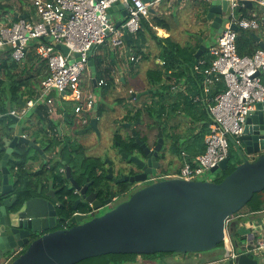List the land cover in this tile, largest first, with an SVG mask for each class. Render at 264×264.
Instances as JSON below:
<instances>
[{
  "label": "water",
  "instance_id": "water-1",
  "mask_svg": "<svg viewBox=\"0 0 264 264\" xmlns=\"http://www.w3.org/2000/svg\"><path fill=\"white\" fill-rule=\"evenodd\" d=\"M142 1L149 3L151 0ZM244 6L252 9L253 5L245 2ZM227 8L228 2L225 0L211 1L204 7L203 23H209L205 32L207 35H215L214 32L219 35L223 31L228 22L225 19ZM116 9L121 10L123 18V21L115 24L119 29L127 18V12L123 6L115 4L108 9V14ZM19 18L28 17L22 15ZM231 29L234 32L240 30L235 25ZM122 30L127 55L130 56L129 34L125 27ZM255 41L259 49L264 50V43L258 37H255ZM206 46L202 42L196 53L197 58L206 50ZM56 49L67 56V47L57 45ZM91 57L92 52H89L87 66L96 87L95 67ZM74 58L78 60L79 54H74ZM146 94L147 92L133 94L131 98L139 99ZM19 103L20 107L25 106V102ZM93 111L97 112L96 104ZM33 114L41 115V111L36 109ZM5 117L13 124L4 127V130L0 128V261L20 252L9 264H78L110 254L143 256L212 251L225 239V220L243 209L255 194L264 191V103H258L247 116L239 136L240 143L234 145L241 163L220 182L167 179L146 184L149 176L161 170L159 154L164 156L162 160L166 159V154L161 151L165 146L163 129L155 122L158 135L153 148L150 147L149 139L141 140L132 129L131 139L135 145L131 150L132 154L124 152L122 148H119V153L122 159L129 160L142 170L131 181L146 185L133 192L124 202L93 218L88 215H70L65 218L63 215H56L55 207L46 199L47 195L45 198L33 195L23 198L19 194L16 174L8 166L9 162L17 161L23 151L25 159L30 151L37 152L42 156L44 166L49 158L39 144L20 134L25 128V125L19 124L20 118L11 114ZM99 121L100 117H92L88 120L85 131L99 134ZM123 126L125 129L131 127L130 124ZM228 140L233 144L231 137ZM230 161L229 152L228 157L209 173L226 170ZM54 162L58 163L57 159ZM104 163L110 167L107 169V177L112 178V162L104 157ZM32 164L33 161H26L24 168L30 170L28 168H32ZM63 169L58 170L60 181L71 185L68 191L79 189L71 167ZM26 180L27 178L24 182ZM44 180L48 183L57 179L47 177ZM109 202L106 201L105 205ZM99 207L94 205L93 209L97 210ZM66 220L71 226L59 229L58 224ZM229 228L233 235H237L236 223H231ZM234 262L258 264L257 260L247 254H239Z\"/></svg>",
  "mask_w": 264,
  "mask_h": 264
},
{
  "label": "built area",
  "instance_id": "built-area-1",
  "mask_svg": "<svg viewBox=\"0 0 264 264\" xmlns=\"http://www.w3.org/2000/svg\"><path fill=\"white\" fill-rule=\"evenodd\" d=\"M158 1L144 3L142 0H29L34 9V18H19L8 25L0 23V53L10 49L12 60L22 65L30 45L35 43V54L45 62L46 73L40 81L38 94L25 100L23 108L8 114L23 118L54 93L75 104L74 114L77 122L85 125L88 121L86 117L92 113L96 103L95 97L82 85L89 69V52L93 55L96 49L108 41L113 49H125L122 28L125 27L128 34L135 35L140 30V22L147 16L149 7ZM204 1L209 3L214 0ZM225 1L228 2L225 13L228 22L215 44L209 48L210 65L201 71L205 92H208V87L219 81L226 87L208 106L210 121L209 132L205 137V151L190 159L183 155V164L178 172L159 174L158 171L148 177V184L167 179L204 180L212 168L228 157V137L233 139V146L239 145V136L247 116L254 111L258 103H264V50L258 49L251 57L239 56L235 45L237 32L231 29V26L235 25L239 29L257 30L260 19H257L256 15L252 19L237 15V9L244 7L245 2L264 8V0ZM115 4L123 6L127 12V18L119 29L110 21L108 14V9ZM44 38L49 42L47 45L40 42ZM57 45L67 47V56H63L56 49ZM74 54H79L78 60H75ZM199 65H203V62ZM196 70L199 71L198 67ZM97 85L105 86L106 82L100 80ZM231 223H236L237 228L248 229L240 242L229 231ZM224 230L225 239L222 244L226 256L201 264H236L234 260L239 254H247L257 260L258 264H264V209L227 218ZM8 260L9 258L1 263L7 264ZM129 264L147 263L140 259Z\"/></svg>",
  "mask_w": 264,
  "mask_h": 264
},
{
  "label": "crops",
  "instance_id": "crops-1",
  "mask_svg": "<svg viewBox=\"0 0 264 264\" xmlns=\"http://www.w3.org/2000/svg\"><path fill=\"white\" fill-rule=\"evenodd\" d=\"M169 1L170 0H159L157 3L149 7L147 16L144 17L140 22V32L143 34L145 42L144 44H142L141 42L130 43V56L127 55L126 44L125 49L118 51L117 49H113L111 47L109 41L95 50L94 54L103 55L104 64L102 68H107L109 70V76L112 79V86L105 93L101 92L100 97L96 98L93 94L96 101L95 104L97 105V112L94 113V111L92 110V113L88 114V116L90 117L86 118L87 120H90L92 117H100V121L97 127L99 135L102 127L113 128L114 130L115 125H118L125 128L123 126L124 124H130L131 122H133L124 120L128 113L133 114L137 110H143L145 107V103L146 105L151 103L150 96L155 91V88L151 84V79L148 77V72L162 70L164 61L161 59V53L165 48H168L166 42H161L165 39H169L171 43L178 45L181 49L189 48L190 51H193L195 60L199 61L193 66V68L186 64H183L187 55L180 56L178 57V59H176L179 68L174 71H169L168 74H163L162 76V85L169 87L168 93L170 97H168L167 107H170L173 103H177L179 105L178 111L175 114H171L169 116L170 118H168V120L165 121L163 125H160L163 129L165 141L166 139L168 140L167 148L169 149L171 147L173 143L172 137L174 135L181 136L180 141L183 142L182 146H189L193 143L194 135L199 133L204 125L209 124L210 117L208 114V106L211 104V98L209 96V90L211 86L208 87V92H205L206 87L203 82V74L199 73V71L196 70V67H198L200 62H203V59H210L209 53L206 56H204V54L209 51V48L213 44H215L218 35L216 34L214 37H212L213 40L210 41L209 39L211 38L205 33L206 31H204L203 33L201 32V34L199 35H197V31H195L194 33H188L189 37L185 40L180 41L173 39L171 36L170 28L162 21L163 18H169L174 21L171 15L172 7L168 5H166L167 7L165 5L160 7L161 3H169ZM180 1L181 0H178V2ZM198 1L200 2V6L198 10L192 13V15L197 14L196 18L203 19V9L208 3L204 0ZM1 7H3L4 10L0 11V23L4 25H8L14 22V20L12 19L13 15L18 18L22 15H27L28 18H34L35 16L34 9L31 6L29 0H0V8ZM247 11L248 12L245 14L244 18L252 19L253 16L256 15L257 19H260L259 28L252 31L256 32V37H258L260 41L264 43V25L261 24V21H263L264 23V8L253 5L252 9H248ZM113 15L115 18L113 17ZM109 17L110 21L114 24L119 21H123L121 10L119 9L109 11ZM192 18H194V16ZM177 21L178 20L174 22ZM204 24H206L207 26L209 25L208 23ZM148 28L152 29V31L154 29H158L157 31L161 30L163 32V35H159L158 37L153 31L154 35L160 39V43H158L152 37V31L150 32ZM129 35H132V38H135L134 34ZM199 37H201L200 40H198ZM208 41L210 42L209 44ZM202 42L206 43V50L202 52L199 58H197L196 53ZM131 58H133L134 60L132 61ZM26 62L27 59L23 64H26V66L28 67L27 69H32L30 70L31 75H33V79H31V82L33 86L37 88L36 94H38V92L40 91V81L44 77L46 69L40 70L38 64L34 66V62ZM85 76H87V80L90 82V85L86 84L87 87L89 88L91 86V89H93V93L96 92V89L101 87L97 85L99 81L96 82L97 86L95 87L89 69ZM101 80H104L106 82L105 79ZM87 91L89 92V89ZM143 92H147V94L140 97L139 99L131 98L133 94H139ZM25 100L26 98L23 99V102ZM61 100L65 102H72L64 100L62 98ZM63 101H58L55 94L51 93L43 100V103H39L35 108H38V106L42 105V107H44V111H58V116H61L62 113L66 112L67 108H71V112L74 114L75 104L73 103V106L65 105ZM99 109L101 110L100 114H98ZM141 118L144 120H148L145 115H143ZM22 120L23 119L20 118V125H22ZM87 124L88 121L85 125L82 126H86ZM192 130L194 132H192ZM31 137L32 139H37L38 136L33 135ZM149 142H152V138H149ZM60 155L61 153L57 156H52L51 158H60ZM170 155H173L174 157L169 156L170 161H168L167 163L172 164V157L176 159L175 165L172 166V171H178L183 164V155H187V153L182 151L178 156L175 154ZM63 168L64 167H59V169ZM34 169L35 167H33L32 170ZM198 256L199 255L197 254L177 256L176 259L180 264H190L189 260L192 257H194L193 259L198 258Z\"/></svg>",
  "mask_w": 264,
  "mask_h": 264
},
{
  "label": "trees",
  "instance_id": "trees-1",
  "mask_svg": "<svg viewBox=\"0 0 264 264\" xmlns=\"http://www.w3.org/2000/svg\"><path fill=\"white\" fill-rule=\"evenodd\" d=\"M4 10L3 7L0 8V11ZM248 9L244 6L242 8L237 9V14L245 17V14L248 12ZM14 22H16L19 18L12 16ZM160 24V23H159ZM261 24L264 25L263 21ZM158 26V25H157ZM161 26V25H160ZM163 28V27H161ZM151 32L152 29L148 28ZM152 37L160 43V39L156 37L151 32ZM256 32L249 30V29H240L237 32V37L235 41L237 54L241 57L247 56L251 57L258 49V44L255 41ZM128 40L130 43L141 42L144 44V36L140 32V30L135 34V38H132V35H129ZM42 44L47 45L49 42L45 39L40 41ZM161 42L167 43V49L165 48L161 53V59L164 61V66L162 70H155L149 71L148 77L151 79V84L155 88V91L150 96L151 103L144 104L145 107L143 110H137L135 113L130 114L128 113L124 120L126 121H136L138 118H141L143 115L148 118L149 121L158 122L159 125H163L165 121L170 118L171 114H175L178 111L179 105L177 103H173L170 107H167L168 104V97H170L168 91L169 87L162 85V76L163 74H168L169 71H174L179 68L178 62L176 59L178 57L187 55L186 59L184 60L183 64H186L190 67H193L199 61L195 60L193 51L190 49H181L178 45L173 44L170 42L169 39L162 40ZM35 43H32L27 51V62H34V66L38 64L40 70L46 69L45 62L42 61L34 51ZM209 51H207L204 56L208 55ZM93 62V66L95 67V79L96 82L100 81L101 79L106 80V85L100 87V91L105 93L111 86H112V79L110 78V72L107 68H102L104 64V57L100 54H94L91 57ZM203 65H198L199 73L205 68H207L211 63L210 59H203ZM44 67V68H43ZM28 67L26 64H18L11 58V50L7 49L6 51L0 53V123L4 124V127H7L12 124V121L5 117L10 111L15 109H20V101H23L24 98L26 100L34 98L37 94V88L33 86L31 79H33V75H31L30 70L27 69ZM194 68V67H193ZM264 80V75L262 76ZM226 89L224 83L219 81L213 84L209 90V96L211 98V104L213 103V99L219 93L224 92ZM71 103V102H68ZM67 103V104H68ZM67 105L66 103H64ZM69 105V104H68ZM38 109L43 111L44 107L42 105L38 106ZM44 112V111H43ZM101 110L99 109V113ZM36 117L39 118L38 115L34 114ZM192 132H194L192 130ZM208 125H204V127L199 131V133L194 135L193 143L189 146H182L183 142L180 141V137L178 135H174L172 137L173 143L170 147L171 154L179 155L182 151L187 153V157L194 158L204 153L205 151V143L204 138L208 134ZM118 141L121 142L122 147L125 151L132 150L134 148L133 140L122 141L119 137H117ZM229 152L231 153V161L229 166L226 170L218 172L216 175L217 179L214 182H220L223 178L229 175L231 172L234 171L237 165L241 163L240 158H238V153L234 150L233 144H229ZM1 146V143H0ZM22 150V148H20ZM66 149H64L65 151ZM81 155V154H79ZM75 155L74 159L77 158ZM1 152H0V159H1ZM69 157V156H68ZM73 158V157H70ZM26 164L25 153L21 157L17 158V161H10L9 167L12 171H15L16 178L18 184H21L22 181L27 178L29 173L27 169L24 168ZM58 168L59 167H66L70 166L71 169L74 167H80L79 174V181H84L85 177H88L90 180L94 181H101L103 179L104 168L101 160L99 158H82L81 160L73 161L72 159H68L64 157L63 153L60 155V159L58 161ZM99 174V176H98ZM20 195L23 198L30 197L33 193L32 191H20ZM264 209V191L255 194L250 202L241 209L235 215H242V214H249L254 212H259ZM65 218H69L70 215H63ZM64 222V221H63ZM62 223V222H61ZM233 235V233H232ZM236 237V235H233ZM221 247L223 244L220 245ZM193 254H176V253H156L153 255H104L96 258H91L84 260L78 264H129V263H136L138 261V257L141 258V261L147 264H169V258L173 260L172 264L177 261V256H188ZM15 256L14 258H16Z\"/></svg>",
  "mask_w": 264,
  "mask_h": 264
},
{
  "label": "flooded vegetation",
  "instance_id": "flooded-vegetation-1",
  "mask_svg": "<svg viewBox=\"0 0 264 264\" xmlns=\"http://www.w3.org/2000/svg\"><path fill=\"white\" fill-rule=\"evenodd\" d=\"M214 33L216 35V32ZM36 109L38 108H34L32 112L27 113L22 118V124L25 125V128L20 134L33 140L34 143L39 144L41 149H45L44 153L50 160H48L46 166L42 168L41 164L38 163L39 157L36 165L32 164V168L29 167L31 170L35 167L34 170H38L39 172L32 175L29 174L25 182L23 180L21 184H18L19 192L32 191L34 197H44L47 195L46 199L55 207L56 215H88L89 218H93L98 215H103L108 210L127 200L133 192L148 184L131 181L132 178L139 176L142 170L136 164L121 158V154L118 153L119 148H122L124 152L130 155L132 152L129 149L125 151L117 137L122 141L129 142L132 140L130 134L133 129L143 141L152 138L150 147L153 148L156 145L155 141L158 135L155 122H146V120L138 118L136 121L130 123L131 127L129 129L123 128L124 132L127 133L126 138L116 133L119 127L115 125L113 143L115 141L119 142V147H112L118 153L121 162L120 165L116 167L112 160L109 159L112 162L111 168L113 177H107V169L110 167L104 163V158L101 159L99 157L104 168L103 179L101 181H94L85 177V180L80 182L78 173L81 169L80 167H74L72 168V174L77 180L80 188L68 191L71 185L60 181L58 178V163H54V159L59 161L60 158L51 157L59 155L64 149H66L71 154L70 157L73 158L75 155H82L84 148L88 152L85 146V140L89 139L88 136L91 134V131H85L87 125L83 127L78 126V120L76 122L74 121L77 117L71 112V108H67L66 112L62 113L61 116L57 115L58 111H44L43 109L44 112L40 110L41 115H39V118L33 114V111ZM138 120L140 121L138 122ZM27 121H30V123H27ZM0 124L2 125L0 126L1 130H4L5 123ZM33 135H37L39 138L32 139L31 136ZM77 137L78 139L79 137L83 139L84 145L83 142L78 141ZM161 151L163 152V150ZM32 152H34L33 155L35 157L39 155L35 151ZM84 157L89 158L85 155ZM163 157L164 156L159 154V160ZM47 177H51L52 179L56 178L57 180H52L47 183L46 180H44ZM39 185H41V188H39ZM106 201H110L109 204L105 205ZM94 205L100 206L99 209L94 210ZM70 226L68 220L58 224L59 229L69 228ZM14 254L15 253L11 254L9 258Z\"/></svg>",
  "mask_w": 264,
  "mask_h": 264
},
{
  "label": "rangeland",
  "instance_id": "rangeland-1",
  "mask_svg": "<svg viewBox=\"0 0 264 264\" xmlns=\"http://www.w3.org/2000/svg\"><path fill=\"white\" fill-rule=\"evenodd\" d=\"M199 3L200 2L198 0H181L180 2H178V0H170L169 3L163 2L160 4V7H162L163 5L171 6L172 7L171 8L172 18L174 19V21L178 20L177 22H174V21H172V19H169V18H163V20H162L170 28L171 36L173 39L181 41V40H185L189 37L188 33H194L195 31H197V33H198L197 35H199V34H201V32L203 33L204 31H206L208 26L206 24L202 23L203 19L202 18L201 19L196 18L197 14L192 15V13H194L196 10H198V8L200 6ZM193 16H194V18H192ZM113 17H114V15H113ZM153 31L155 32L156 36L159 37L158 31L156 29H154ZM193 36H196V35H193ZM214 36L215 35H211L210 36L211 39H209V40L212 41L213 40L212 37H214ZM200 39H201V37L198 38V40H200ZM209 43L210 42L208 41V44ZM86 84L90 85V82L87 80V76H84L83 84H82L83 87H85L87 90L89 89V93L92 95L94 94L96 98L101 96L100 88H97L96 92L93 93V91H92L93 89H91V86L88 88ZM55 96L57 97L58 101H60V102L63 101V100H61V97H59V95L55 94ZM63 102L66 104L68 103L65 101H63ZM68 104L70 106H73V102L68 103ZM88 117H90V116H87L86 118H88ZM74 121L76 122L77 119L75 118ZM146 122H148L147 119H146ZM0 126H2V125L0 124ZM78 126H82V125L79 123ZM118 127H119V130H117L116 133H119L123 138H126L127 133L124 132L123 127L122 126H118ZM121 127H122V129H121ZM113 135H114L113 128H107V127L103 128L102 127L101 131H100V135L97 134L95 131H91V134L88 136L89 139L85 140V142H86L85 146H86V149L88 150V152L84 148L83 154L77 156V158H75V159L70 158L71 154L67 150L63 151L62 153H63L64 157H67L68 159H72L73 161L81 160L82 158H84V155L86 157H89V158H99L100 157L101 159H103L104 157H107L108 159L112 160V162L115 164L116 167H118V165H120V162H121L120 158L118 156L119 150L117 153L115 151V149H113L112 146H114L115 148L119 147V142L115 141L113 143ZM178 136L181 137L180 135H178ZM73 139H75V138H73ZM77 139H78V137H77ZM78 141L83 142V145H84V141H83V139H80V137H79ZM55 145H56V143H55ZM167 145H168V140L166 139L165 146L163 148V153L166 154V157H165L166 159H164V160L161 159V170H160L159 174H164L165 172L173 174L172 173V170H173L172 166L175 165L176 159L173 158L174 157L173 155H170L171 152L167 148ZM234 150H235V148H234ZM33 154H34V152L30 151V153L28 154V156L26 158V161L27 162L33 161L34 164L36 165V163L40 157L38 163L41 164L42 168H44L45 166L42 165L44 162L42 156L38 155L35 157ZM32 156L34 157L33 159H32ZM169 156H173L171 158V161H173L172 164L167 163L168 161H170ZM238 158H239V155H238ZM48 160H50V159H48ZM28 169H30V168H28ZM35 171L36 170H31V169L29 171L27 170V172H30L29 173L30 175L34 174ZM174 172H178V171H174ZM155 174H157V173H155ZM217 174H218V172H216L214 174L208 173L205 175L204 180L215 181V179H217L216 178ZM247 230L248 229L246 227L245 228H238L237 235L235 237L236 240L240 242L242 240V236L247 233ZM19 254L15 255V256H18ZM197 255H199L198 258L193 259L194 257H192L189 260L190 264H201V263L208 262V261L220 260L226 256V251L223 248V246L222 247L218 246L216 249H214L212 251L200 253ZM13 258L12 259L9 258V260L7 261V264H9L13 260ZM140 259L141 258L138 257V260H140ZM169 261L171 262L169 264H172L173 260L169 258ZM174 264H180V263L174 262Z\"/></svg>",
  "mask_w": 264,
  "mask_h": 264
},
{
  "label": "bare ground",
  "instance_id": "bare-ground-1",
  "mask_svg": "<svg viewBox=\"0 0 264 264\" xmlns=\"http://www.w3.org/2000/svg\"><path fill=\"white\" fill-rule=\"evenodd\" d=\"M158 30V29H157ZM159 35H163V32L160 30L158 31Z\"/></svg>",
  "mask_w": 264,
  "mask_h": 264
}]
</instances>
